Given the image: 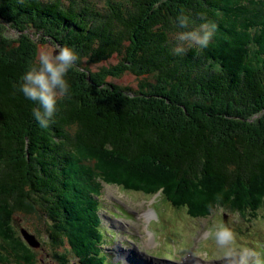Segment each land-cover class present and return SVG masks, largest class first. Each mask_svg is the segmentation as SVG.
Masks as SVG:
<instances>
[{
  "label": "trees",
  "instance_id": "16d2710c",
  "mask_svg": "<svg viewBox=\"0 0 264 264\" xmlns=\"http://www.w3.org/2000/svg\"><path fill=\"white\" fill-rule=\"evenodd\" d=\"M205 22L216 26L208 46L184 43L174 53L177 34ZM42 41L78 56L68 96L43 128L33 115L39 105L20 91ZM112 54L118 62L97 70L82 61ZM125 72L139 77L136 89L108 81ZM113 160H124L126 173ZM100 181L160 191L193 218L217 208L257 216L264 0H0V260L41 264L10 222L22 214L43 223L42 245L55 248L57 264H70L58 253L64 244L78 264H103Z\"/></svg>",
  "mask_w": 264,
  "mask_h": 264
},
{
  "label": "rangeland",
  "instance_id": "374dc122",
  "mask_svg": "<svg viewBox=\"0 0 264 264\" xmlns=\"http://www.w3.org/2000/svg\"><path fill=\"white\" fill-rule=\"evenodd\" d=\"M90 1L100 6L106 2V0ZM10 32L12 31H7V33ZM58 47L53 41L37 42V57L42 51L55 54ZM115 54L97 63L88 62L85 57L82 61L90 70H97L117 63L118 56ZM147 76L150 82L152 78ZM108 81L116 86L130 89H136L139 86V77L130 72H125L118 77H109ZM113 162L114 166H118L117 171L125 172L123 171L126 167L124 160H113ZM132 168V171H135L134 167ZM132 183L135 185L134 182ZM207 194L204 192V197ZM148 195L150 194H145L140 190H119L114 185L100 181V195L98 196L99 206L102 208L100 227L103 236H107L104 243L109 249V251L102 252L105 253L103 254L104 264H119L120 259L127 264L136 262L141 264H192L195 261L203 264L216 262H218L216 264H239V254L243 249L248 250L245 255L249 256V264H264V208L257 211L256 214L259 215L256 216V220H254L256 217L250 218L248 214L241 216L222 208L215 209L206 218H193L186 213L184 207L171 206L158 193V198L153 200V203L148 200ZM194 198L197 199L196 196ZM148 212L150 215H144ZM10 222L20 237L19 230L23 228L40 242L46 238L44 228H41L43 223L35 217L15 214ZM221 225L228 227L235 234L234 248L237 254L234 256H228L227 250L219 248L210 236V233ZM37 226L40 227L38 235L34 232ZM105 228L107 229L104 230ZM34 236L32 240L35 239ZM41 247L37 249V257L43 258L42 264H52L55 258L54 250H49L48 247L42 245ZM69 257L70 264H77L73 253Z\"/></svg>",
  "mask_w": 264,
  "mask_h": 264
},
{
  "label": "clouds",
  "instance_id": "9594fccd",
  "mask_svg": "<svg viewBox=\"0 0 264 264\" xmlns=\"http://www.w3.org/2000/svg\"><path fill=\"white\" fill-rule=\"evenodd\" d=\"M178 26L182 29L189 28L187 16L177 17ZM216 26L208 22L198 27L177 34L176 39L180 42L173 49L174 53L184 52L183 44L195 45L199 48L207 47L210 43ZM38 66L32 67L21 78L20 91L25 98L36 102L39 107L33 109V115L40 127H47L51 118L57 111V103L68 96L70 85L66 79L69 70L78 60L76 52L69 47H58L55 54L40 52L38 54ZM210 236L215 244L227 250L228 256L236 255L234 245L235 234L228 227L221 225ZM247 249L241 250L239 264H249V256L245 255Z\"/></svg>",
  "mask_w": 264,
  "mask_h": 264
},
{
  "label": "water",
  "instance_id": "95a60500",
  "mask_svg": "<svg viewBox=\"0 0 264 264\" xmlns=\"http://www.w3.org/2000/svg\"><path fill=\"white\" fill-rule=\"evenodd\" d=\"M23 235L30 245L37 246V241H35V239L32 240L33 237L31 235L27 234L25 231H23Z\"/></svg>",
  "mask_w": 264,
  "mask_h": 264
},
{
  "label": "bare ground",
  "instance_id": "6f19581e",
  "mask_svg": "<svg viewBox=\"0 0 264 264\" xmlns=\"http://www.w3.org/2000/svg\"><path fill=\"white\" fill-rule=\"evenodd\" d=\"M98 169H99V168H98ZM185 183H186V182H185ZM144 215H146V216H147V215H150V212H148L147 214H144ZM91 248H92V246H91ZM91 248H90V249H91ZM93 249H94V247H93ZM122 252H123V251H122ZM120 255H121V254H120ZM137 255H138V254H137ZM29 256H30V255H29Z\"/></svg>",
  "mask_w": 264,
  "mask_h": 264
}]
</instances>
